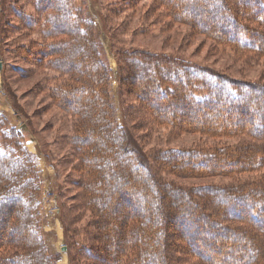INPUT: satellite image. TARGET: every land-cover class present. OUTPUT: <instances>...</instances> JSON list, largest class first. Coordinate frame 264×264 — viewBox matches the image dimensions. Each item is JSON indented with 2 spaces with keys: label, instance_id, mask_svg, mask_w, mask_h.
<instances>
[{
  "label": "trees",
  "instance_id": "16d2710c",
  "mask_svg": "<svg viewBox=\"0 0 264 264\" xmlns=\"http://www.w3.org/2000/svg\"><path fill=\"white\" fill-rule=\"evenodd\" d=\"M38 1L37 7L42 12L34 9L38 14L34 19L35 23L28 20L26 24L30 27L37 26L42 21L45 34L63 35V39L51 44L50 50L44 52L51 56L54 51H59V55L53 59L54 65L63 70L74 69L76 72L75 81L61 85L58 91L59 101L76 111L82 125L90 126L83 129L80 127L77 144L81 148L88 147L89 152L82 157L84 167H88V171L92 173L88 172L83 179L86 182V190L81 199L100 213L99 218L93 217L90 224L92 227L86 229L89 241L86 250L92 255L90 258L93 264H103L102 261L108 258V264H182V259L185 262L189 260L188 264H211L216 257L220 259L221 264H228L229 260L231 264H264V206L260 205L259 209L254 206L256 203H264V173L259 179L237 184L208 183L196 186H185L168 176L192 178L208 174L230 175L229 172L243 171V168L253 170L261 167L264 164V129H257L254 123L264 126V93L262 97H258L253 90L264 92V86L239 82L178 58L126 48L116 53L124 117L123 125L118 126L114 123L112 109L108 107L110 103L105 92L106 69H98L99 66H104L102 61L98 60L97 52L90 46L85 47L86 43L90 44L98 39L92 21L86 18L85 10L78 6L75 0H62L63 3L50 0L54 4L55 12L57 11V15H52L48 9L49 5L46 6L47 0L43 1L40 7ZM195 1L197 6L203 7L201 0ZM208 1L217 12L220 3L224 5L218 25L211 26L207 20L197 22L194 11L198 12L199 9L194 6L189 11L178 0H170L173 4L177 3L173 6L177 20L244 50H264V30L259 28L264 27V0ZM12 2L13 0H4V5L9 8ZM245 2H249L257 11L250 14L252 9L248 10L245 4H242ZM7 7L4 9L5 15ZM45 10H48L46 16ZM40 17H44L43 20L41 18L39 21ZM69 18H73V24L66 27L65 21ZM225 23H230L232 27L229 30L221 28ZM106 29L110 32L108 27ZM257 36L263 41L254 40ZM76 57L78 61L75 60ZM144 59L148 67L157 64L159 69L168 73L175 74L176 70L182 72V76L167 79L172 80L169 85L172 92L168 94V99L165 100L167 90L163 88L167 85L166 82L156 90L151 84L147 86L149 82L141 88L134 67L136 60ZM123 81L129 84L130 94L139 93L140 107L145 109L147 114L155 116L154 118L172 122L179 127H193L213 134H238L239 143L233 146L190 147L179 150L161 148L149 161L136 146L134 128L126 118ZM150 86L152 91L148 89ZM157 90L161 91V97L155 99L156 103L152 106L153 93ZM86 91L90 94L89 99L84 93ZM96 91L100 92V96L94 98L93 93ZM253 95L261 102L250 104L248 100ZM199 101H205V104L208 101L207 107L199 113L203 116L199 117L201 119L197 116L190 119L185 111L178 116L169 113L170 107L186 111L192 107L198 109ZM219 101H222V106L217 104ZM251 108L254 112H251ZM214 112L219 115L236 112L242 118H249V122H218L216 120L220 116L213 117ZM17 134V130L4 125L0 116V198L4 196L2 199L8 203L6 206L0 205V211L7 212L6 217L0 212V226L4 228L7 221L8 227L11 225L12 230L19 232L13 242L24 248V251H17L8 258L0 259V264H51L52 258L42 246L41 229L35 221L38 219L37 210L34 208L28 215L27 208L30 206L29 194L34 197L38 193L40 178L36 168L34 170L32 166L33 156L23 152L20 139L13 141ZM131 165L134 170H130ZM137 167H140L138 171L141 177L136 176ZM137 177L141 180L142 188H129L130 182L138 183ZM118 185L124 203L130 204L140 198L146 202V208L131 215L125 212L124 204L115 191ZM172 193L179 194L184 200L179 202L168 199ZM57 202L59 205V200ZM183 203H186V206H182ZM103 205H109L112 211L103 212ZM181 207L184 209L183 214H180ZM60 210L66 222L67 209L63 206ZM121 211H124V214H121ZM185 214L188 215L185 217ZM120 215L122 217H119L120 222L117 223V216ZM13 216L19 220L12 221ZM109 222H112L110 228L103 227ZM226 222L235 224L228 225ZM113 226L116 229H113ZM205 228L212 233L208 232L206 236ZM66 229L69 231L68 226ZM111 229L116 234L115 238ZM73 233L74 229L71 234ZM224 236L236 241L241 240L243 244L241 247L216 244L215 240ZM2 238L13 240V237H3L0 233V242ZM124 238H128L127 241ZM122 240L124 241L121 242ZM70 246L71 243L69 253ZM217 252L220 256L214 254ZM70 255L75 263L72 249Z\"/></svg>",
  "mask_w": 264,
  "mask_h": 264
},
{
  "label": "rangeland",
  "instance_id": "374dc122",
  "mask_svg": "<svg viewBox=\"0 0 264 264\" xmlns=\"http://www.w3.org/2000/svg\"><path fill=\"white\" fill-rule=\"evenodd\" d=\"M11 1L9 0V2ZM37 1L13 0L8 8L7 5H4V0H0V61L3 62V68L0 71V116L4 125L17 130V138L13 141L20 139L23 152H28L33 156L34 163L32 166L38 172L40 183L37 187L38 193L34 197H31L30 194L28 196L30 199V206L27 207L29 210L28 215L36 208L38 219L35 221L41 229L42 246L52 258L51 264H61L64 261L65 264H93V260L90 258L92 255L89 250H86V246L89 245L86 229L92 227L90 224L93 217L99 218L100 213L97 210L95 211V208L88 205V203H83L81 199L86 190V182L83 179L86 178L85 175L88 172L92 173L88 171V167H84V157H82L83 154L89 152L88 147L81 148L77 144V133L80 127L83 129L90 126L82 125L76 111L67 108L59 101L58 91L61 85L75 81L77 79L76 72L74 69L73 71L63 70L54 65L53 59L59 55V51H54L55 53L51 56L44 52L47 49L50 50L51 44L63 39V35L45 34L42 21H40L44 17L39 18L40 24L37 26L30 27L26 24L28 20H33V23H35L34 19L38 16L35 10L39 9ZM43 1L45 2V0L38 1L40 3L38 4L39 7ZM57 1L62 2V0ZM75 1L78 6L85 10L86 18L92 21V26L96 30L95 34L98 39L90 44L86 43L85 47L90 46L92 50L97 52L98 60L102 61L104 66L102 68L99 66L98 69H106L105 92L110 103L108 107L112 109L114 123H117L118 126L123 125L124 117L118 79V54L116 53L119 50L122 52L126 48L140 50L143 53H155L162 57L178 58L181 61L201 66L205 70H212L239 82L264 86V50H244L235 44L221 41L204 30L194 28L184 21L177 20L174 17L173 7L177 4L176 2L173 4L170 0H167L168 2L166 0ZM178 1L189 11L194 6L199 9L198 12L194 11L197 22L207 20L212 26L218 25V21L222 18L220 14V12L223 13L224 9L222 3H220L219 12H217L214 11L213 4L208 0L200 1L203 7L197 6L195 0ZM242 4H245L248 10L252 9V12H249L250 14L257 11L249 2ZM48 5L52 15H57L54 4L50 0L46 1V6L48 7ZM58 5L61 6L60 3ZM6 7L8 9L7 15L4 13ZM38 11L42 12L40 9ZM47 12L48 10H45L44 16ZM237 16L239 15L237 14ZM242 16L246 17L245 14H242ZM71 24H73V18L66 19L65 26L70 27ZM107 27L110 32L106 29ZM231 27L230 23L221 26L225 30H229ZM259 28L264 30L262 26H259ZM254 40L263 41L259 36ZM70 47L71 45L68 46V48ZM75 48L77 49V47ZM75 60L78 61V58L76 57ZM67 65L69 66V64ZM134 71L138 75L137 80L141 82V88L149 82L147 86L151 84L156 90L162 87L163 82H166L167 85L163 86L167 90L165 100L168 99V94L172 92L169 86L172 84V80L167 79L182 76V72L179 70H176L175 74L168 73L163 69H159L157 64L148 67L145 59L142 61L136 60ZM195 79L193 78V80ZM123 84L125 88L123 98H126V104L124 105L126 118L134 128L136 146L149 161L152 160L154 153L161 148L179 150L190 147L233 146L240 141V135L238 134H213L201 129H193V127H179L172 122L154 118L155 116L147 114L146 110L140 107L139 93L130 94L128 91L129 84L126 81H123ZM148 89L153 90L151 86ZM253 91L255 96L258 97H262L264 93ZM84 93L88 95L87 99H89L90 94L87 91ZM93 95L94 98H97L98 95L100 96V92L96 91ZM153 95L152 106L156 103L155 99L161 97V91L158 92L157 90ZM255 96L253 95L248 100L250 104L261 102ZM206 104L205 101H199L198 109L192 107L188 111L170 107L169 113L178 116L185 111L188 113L186 116L190 119L193 116L202 118L203 116L199 113H202V110L207 107ZM217 104L222 106V101ZM251 110V112H254L252 108ZM216 113L214 112L213 115L215 116L213 117L220 116L216 120L218 122L224 121L226 123L230 120L249 122V118H242L236 112L230 115ZM24 123L28 126L27 131L20 129V125ZM254 124L257 129H264L262 124ZM109 125L113 126V124ZM123 141L125 142V139ZM129 167L130 170H134V166ZM139 169L140 167H137L135 173L136 176L141 177ZM263 173L264 164L253 170L243 168V171H232L228 173L230 175L208 174L192 178L168 176L185 186H196L208 183L237 184L247 180L259 179ZM137 181L138 183L130 182L129 188H142L140 178L137 177ZM119 189L120 185L116 186L115 191L118 193V196L117 194L116 196L124 204L122 205L125 212L131 215L146 208V202L140 198L130 204L124 203V198L120 194L121 189ZM2 198L4 196L0 200ZM168 199L179 202L184 200L179 194L173 193L168 196ZM56 200H59V205ZM0 205L6 206L8 203L2 199ZM184 205L186 206V203L182 204V206ZM260 205L264 206V203H256L254 206L259 209ZM63 206L67 209L66 222L61 216V212L58 213V210L63 209ZM204 209L208 210V208ZM249 209H251L250 204ZM102 210L103 212H111L112 208L109 205H103ZM183 210L181 207L180 214H183ZM124 211H121V214H124ZM0 212L6 217L7 212L5 210ZM187 215L185 214V217ZM119 217L121 218L122 215L117 216V223L120 222ZM154 218L157 219V217ZM11 220L18 221L19 219L13 216ZM226 224L231 225L235 222H226ZM67 226L69 231L66 229ZM110 226H112V222L103 225L105 228H110ZM11 227V225L8 227L7 221L4 228L0 226V233L3 234V237L7 235L13 237V240L10 239L9 241L2 238L0 242V259L8 258L17 251H24L19 243L13 242L19 232L12 230ZM112 228L116 229L114 226ZM73 229L74 233L72 235ZM113 229H111V232L114 235L113 238H115L116 234ZM169 230L173 231V229ZM205 231L206 236H208V232L212 233L208 228H205ZM67 238L69 241H67ZM127 239L124 238L125 241ZM69 242L74 253L75 263L71 259V249L69 253ZM215 242L218 245L225 244L236 247H241L243 244L241 240L236 241L234 238H225V236L219 237ZM98 244L101 243L98 242ZM184 245L186 244L184 243ZM64 246L68 248L65 252L62 250ZM92 252L94 251L92 250ZM248 252L251 253V249L248 248ZM214 254L220 256L218 252ZM109 261L108 258L102 263L108 264ZM188 262L189 260L185 262L182 259V264H188ZM231 263L229 260L228 264ZM211 264H221V261L216 257Z\"/></svg>",
  "mask_w": 264,
  "mask_h": 264
},
{
  "label": "water",
  "instance_id": "95a60500",
  "mask_svg": "<svg viewBox=\"0 0 264 264\" xmlns=\"http://www.w3.org/2000/svg\"><path fill=\"white\" fill-rule=\"evenodd\" d=\"M2 68H3V62L2 61H0V71L2 70ZM20 129L21 130H28V126H27V124H22L21 126H20ZM68 248H67V246H64L63 248H62V250L65 252L66 250H67Z\"/></svg>",
  "mask_w": 264,
  "mask_h": 264
},
{
  "label": "bare ground",
  "instance_id": "6f19581e",
  "mask_svg": "<svg viewBox=\"0 0 264 264\" xmlns=\"http://www.w3.org/2000/svg\"><path fill=\"white\" fill-rule=\"evenodd\" d=\"M61 264H65V261L63 263H61Z\"/></svg>",
  "mask_w": 264,
  "mask_h": 264
}]
</instances>
